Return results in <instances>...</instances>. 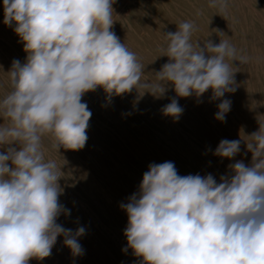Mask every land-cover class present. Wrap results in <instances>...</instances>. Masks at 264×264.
I'll return each mask as SVG.
<instances>
[{
  "label": "clouds",
  "instance_id": "obj_1",
  "mask_svg": "<svg viewBox=\"0 0 264 264\" xmlns=\"http://www.w3.org/2000/svg\"><path fill=\"white\" fill-rule=\"evenodd\" d=\"M113 3L3 0V22L15 24L28 55L25 63L13 60L7 72L12 90L0 100V146H8L0 152V264L47 258L61 235L73 255L83 254L78 237L85 228L73 233L56 222L70 210L59 202L57 165L45 161L42 137L51 134L57 151L85 146L92 116L82 102L86 92L102 87L111 96L142 87L159 97L169 83L183 98L235 91L228 61L247 58L228 40L194 44L192 22L165 34L169 61L154 82H142L144 66L110 31ZM209 6L223 12L227 0ZM230 107L222 100L215 118L223 122ZM163 112L178 119L183 108L172 99ZM248 136L251 165L229 164L232 174L219 183L211 174L181 176L171 161L149 165L138 193L120 205L128 215V247L142 264H264V125ZM240 145L223 139L214 155L232 159Z\"/></svg>",
  "mask_w": 264,
  "mask_h": 264
},
{
  "label": "rangeland",
  "instance_id": "obj_2",
  "mask_svg": "<svg viewBox=\"0 0 264 264\" xmlns=\"http://www.w3.org/2000/svg\"><path fill=\"white\" fill-rule=\"evenodd\" d=\"M209 5L210 0H114L110 31L144 66L142 82H154L155 73L169 61L163 56L165 34L177 31L182 22L194 24V44L198 41L203 47L207 40L214 44L228 40L247 62L228 61L235 72V91L217 99L211 89L199 98L179 97L171 83L159 97L142 87L111 96L102 87L86 92L82 102L92 116L85 146L57 151L51 134L42 137L45 161L57 165L59 202L70 210L56 222L73 233L85 228L78 237L83 254L73 255L61 235L49 257L32 258L28 264H142L143 257L128 247L124 235L128 215L120 205L138 193L150 164L171 161L181 176L211 174L217 183L222 175L232 174L229 164L251 165L248 135L264 125V0H227L223 12ZM3 21L0 0V100L12 90L7 72L13 60L25 63L28 55L14 32L15 24L9 27ZM172 99L183 108L178 119L163 112ZM224 99L231 107L222 122L215 116ZM223 139L241 141L240 152L232 159L214 155Z\"/></svg>",
  "mask_w": 264,
  "mask_h": 264
},
{
  "label": "bare ground",
  "instance_id": "obj_3",
  "mask_svg": "<svg viewBox=\"0 0 264 264\" xmlns=\"http://www.w3.org/2000/svg\"><path fill=\"white\" fill-rule=\"evenodd\" d=\"M137 1V0H136ZM117 17V16H116ZM117 26V25H116ZM111 30V29H110ZM13 60V59H12ZM1 62V61H0ZM2 67V66H1ZM0 67V68H1ZM7 72V71H6ZM3 78V77H2ZM8 86V85H7ZM95 97V96H94ZM104 103V102H103ZM88 105V104H87ZM113 105V104H112ZM114 106V105H113ZM103 108V107H102ZM107 110H108V108H107ZM91 124V123H90ZM5 149V148H4ZM0 152H4L3 150H0ZM50 160V159H49ZM71 170V169H70Z\"/></svg>",
  "mask_w": 264,
  "mask_h": 264
}]
</instances>
